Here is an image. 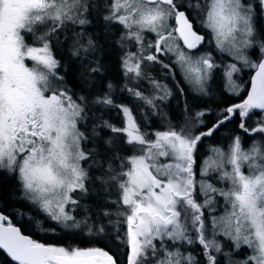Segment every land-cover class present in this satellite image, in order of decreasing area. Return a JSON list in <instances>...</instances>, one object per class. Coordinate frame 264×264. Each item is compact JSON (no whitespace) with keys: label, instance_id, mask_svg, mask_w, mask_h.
<instances>
[{"label":"snow or ice","instance_id":"obj_1","mask_svg":"<svg viewBox=\"0 0 264 264\" xmlns=\"http://www.w3.org/2000/svg\"><path fill=\"white\" fill-rule=\"evenodd\" d=\"M257 5L264 14V0H257ZM91 7L87 0H0V173L15 174L24 197L66 228L98 235L116 232L113 238L120 239L124 227L127 264H197L191 253L181 251L184 244L194 242L203 247L207 264H218L208 252L221 253L215 240L218 234L227 238L226 246L238 254L243 251L238 264H264V143L254 138L245 148L236 136L227 149L217 148L202 161L200 175L224 182L226 190L207 180L198 182L193 172L197 145L231 119L230 114L239 110L241 117H248L252 110L264 111V39L254 47L258 42L256 5L249 0H107L103 19L106 27L119 26L121 47L129 49L122 68L130 80L147 78L146 62L161 63L165 69L174 65L186 82L205 91L219 65L201 48L206 36L194 30L192 12L206 30L208 43H214L226 59L239 61L255 73L246 99L227 107L223 118L196 134L172 127L148 138L132 111L122 106L125 127L104 126L125 134L127 144L141 147L137 155L107 174V182L120 194L113 201L118 205L115 222L110 218L90 223L88 218L78 221L73 214H79L80 204L73 193L87 192L88 172L82 162L95 159L84 150L87 137L78 127L86 98L63 85L50 36L79 25L73 55L88 65L87 73H99L102 64L95 54L101 46L95 37L85 38L84 26L90 23L86 13ZM149 33L154 34L151 42L145 40ZM248 49L257 56L255 62ZM169 52L173 53L171 63H163L161 57ZM26 60L34 63L28 66ZM240 70L235 62L225 65L226 89L234 94L239 85L233 74ZM152 83L164 91L158 82ZM128 90L145 99L136 88ZM95 102L112 105L108 96ZM147 103L155 107L153 100ZM239 127L246 134H262L264 140V121L251 129L243 122ZM216 196L223 198L225 207L222 215L212 216L208 213L216 207ZM103 215L112 213L105 210ZM0 249L16 264H118L114 254L100 247L45 244L30 238L3 214ZM228 260L236 264L230 256Z\"/></svg>","mask_w":264,"mask_h":264},{"label":"trees","instance_id":"obj_2","mask_svg":"<svg viewBox=\"0 0 264 264\" xmlns=\"http://www.w3.org/2000/svg\"><path fill=\"white\" fill-rule=\"evenodd\" d=\"M249 2L256 5L254 11L258 42L254 47L258 48L259 41L264 39V14L261 13L257 0H249ZM101 5H103L102 14L100 15L96 3L94 6L92 5L91 11L97 12V14L94 13L92 17L90 16V18L100 19V23H98L100 29L94 31L93 35L96 36L101 46V50L95 54L102 64L101 75L97 73L86 75L81 72L80 60L77 57H72L74 45L72 42L67 47H63L61 43H57L54 47V57L60 63V68L57 71L63 77V85L75 96L86 98L83 102L82 116L84 119L79 128L87 137L83 142L84 150L91 152L95 159L90 158L88 161L82 162L84 169L88 172V179L85 181L87 192L73 193L80 201L79 214H73L76 215L78 221L88 218L90 223L93 220L107 222L110 218L115 222L117 215L114 209L118 205H113V201H117L120 194L116 187L110 186L107 182V174L110 171L118 170L121 161H126L138 154L136 145H129L125 142V134L111 132L104 126L109 124L117 128L124 127L125 119L119 111L122 106H127L132 111L137 125L147 134L148 138H153L155 132L165 131L172 127L188 130L192 134L207 130L218 119L223 118L227 107L241 103L245 95L244 92L232 95L227 91L226 86L223 85L221 67L213 71L218 77L211 78L210 75L206 85L207 90L194 92L183 79L177 67L173 65L169 69H165L161 63L150 62H146L147 78L143 80L145 87L139 88L135 84L131 85L132 88L141 91L145 99L137 98L131 92L126 95L122 92L123 77L120 74V61L129 49L121 47L119 26L113 27L115 35L117 29L118 37H111L112 31L109 29L110 27H106V22L103 19L106 14L104 0ZM190 19L194 21L195 30L206 36V42L201 47L203 51L212 53L216 57V63L224 61L225 56L216 50L214 43H208V34L205 29L200 27L194 12L191 13ZM172 23L174 22L172 21ZM153 35L149 33L150 42L153 40ZM64 50L66 51L64 52ZM253 56L256 61L257 56ZM161 59L163 63L170 64L173 56L167 53ZM253 70L252 68L251 70H242V73H251ZM152 81L158 82L164 91L157 89L154 93L155 86ZM139 82L140 80H133V83ZM204 95L209 96L205 97ZM103 96L110 97L112 105L95 102L97 97ZM148 99L153 100L155 107L147 103ZM200 112H204L205 115L198 117L196 114ZM254 118L257 117L251 115L246 118L245 126L250 129V125L257 126L256 122L252 124ZM237 129L236 118L225 120L210 137L211 146L216 149L228 146L232 142V131ZM240 136H243L242 140L245 146L251 141L253 142L251 136L245 132H241ZM261 137L262 135L257 140L264 143ZM105 210L112 213L111 217L103 215ZM0 213L6 215L14 226L19 227L22 234L37 241L54 245L100 247L109 251L110 254H114L118 264H127L129 253L127 246L123 243L125 239L124 227H121L119 232L120 239H114L113 237L117 235L116 232L98 235L94 231L89 233L87 229L66 228L62 224H57L24 197L15 174L0 173ZM105 226L111 227L107 223ZM0 264H16V262L0 250Z\"/></svg>","mask_w":264,"mask_h":264},{"label":"flooded vegetation","instance_id":"obj_3","mask_svg":"<svg viewBox=\"0 0 264 264\" xmlns=\"http://www.w3.org/2000/svg\"><path fill=\"white\" fill-rule=\"evenodd\" d=\"M87 2L90 3L93 6L97 3L98 7H99V13H100V15L102 14V12H101V10L103 11V9H102L103 5H101L102 4V0H87ZM106 3H107V0H104V5ZM91 9H92V7L90 8L89 12L86 13L90 23L88 25L84 26V28L86 29L85 38H87L88 36L96 38V36L93 35V32L96 31V30L98 31V29H100V27L98 26V23H100V19L99 18H90V16L92 17L94 15V13L97 14V12H92ZM95 23H97V25H94ZM116 27L117 26H115V28ZM109 29L112 31L111 37H115V36L118 37L117 29H116V35H115V30L113 29V27H110ZM77 31H80V26L79 25H72V26L67 27V28H61L59 31H57L55 33H52L51 36H50V46H51L53 55H54V52H55L54 47H55V45L57 43H61L63 47H67L69 44H71V42L74 44L75 40L77 38ZM148 36H149V34H145V40L150 42V40L148 39ZM119 38H120V35H119ZM257 39H258V36H257ZM65 51L66 50H64V52ZM72 57H77V56L72 54ZM78 60H80L79 62H81V64H80L81 65V70H82L81 72H84V74L86 73V75L89 74V73L86 72V69H87L88 65L85 64L84 61L81 58H78ZM120 63H121L120 64V68H121L120 74L123 77L122 78V83H121L123 85L122 92H124L126 95H129V94H127L128 92H130L128 89H131L132 88L131 85H133V84L137 85L139 88L145 87V83L143 81L144 79L140 80L139 83H133V80H130L128 78V76L125 74L124 69L122 68V59H121ZM26 64L28 66L30 65L29 60H26ZM242 72L243 71L241 70V75H239V76H233V80L236 82L237 85H239L238 93L234 94L232 91L227 90L232 95H237V94H240L241 92H244L245 95L243 96V99H242L241 103L247 97V94H248L249 89H250L251 77H252L253 73L255 72V69L251 73H245V72L242 73ZM92 74H96V73H90L89 75H92ZM97 74L101 75V71L99 73H97ZM213 76H217V74L212 72L211 73V78ZM222 76H223V74H222ZM222 80H223V85L226 86V82H225V77L224 76L222 77ZM204 96L207 97L209 95H204ZM119 111H120L121 115L123 116V112L121 111V108L119 109ZM262 113H263V111L254 112L252 110V111H250L248 117L251 116V115H254V116L257 117V119H259V117L261 116ZM230 115H231V119H234V118L237 119V128H238L236 131L233 130L231 134H233V137L239 136L241 138V140H242V137L240 136V133L241 132L243 133L244 131H243V129H241L239 127V125L241 124V122H243L245 124L246 117H241L239 115V110H237L236 113L230 114ZM231 119H229V120H231ZM226 121H228V120H226ZM208 128H210V127H208ZM210 137L204 138L202 140V142L197 145V149L194 152L195 163L193 165V172L195 173L196 179H197L198 182H199V177H200V173L199 172L201 170L202 161H204L205 158L210 155L209 153H210V151L212 150V147H213V146H211V143L209 141ZM207 143H210V144L207 145ZM8 174H10V173H8ZM223 206L224 205H223V203L221 204V200L220 199L217 200L216 201V207H215L216 213H219V208H222ZM208 214L209 215H213L214 211L212 213H208ZM193 239L195 240V236L194 235H193ZM209 239H212L211 235H209ZM215 240L217 242H219L221 245H224L225 243H229L227 241V238H225V237H223L222 235H219V234L215 236ZM221 249H222L221 253H216L212 249L208 250V252L210 254L216 256L218 264H230V262L228 260L229 256L231 257V260H236L237 264H238V262L242 259L243 254H244L243 251H241L239 254L237 253V251L234 252V253H231V251H233L232 247H230V248H221ZM181 251H184L186 254L187 253H191L192 256L194 257V259L196 260L197 264H207V260H206V257L204 255V249H203V247L201 245L198 244V242H194L192 244H184L181 247Z\"/></svg>","mask_w":264,"mask_h":264},{"label":"rangeland","instance_id":"obj_4","mask_svg":"<svg viewBox=\"0 0 264 264\" xmlns=\"http://www.w3.org/2000/svg\"><path fill=\"white\" fill-rule=\"evenodd\" d=\"M169 23H172V21H169ZM251 50L252 49H248L247 51H248V53L250 54V59L253 61V62H255V56H253V55H251ZM204 52H207V53H209V54H211L212 56H213V59H216V57H214V55L212 54V53H210V52H208V51H206V50H204ZM172 56H173V53H171V52H169ZM29 62H30V65L32 66V64L34 63V62H32V61H30L29 60ZM229 62H235L236 64H237V67L238 68H240L241 70H243V71H245V70H251V68H249V67H246V66H244L242 63H240L239 61H232L231 60V58L229 57V58H227V59H225L224 61H221V62H219V63H217L218 65H219V67H221L222 68V74H224V72H225V65L227 64V63H229ZM29 65V66H30ZM214 71V70H213ZM212 71V72H213ZM239 75H241V71H239V72H237V73H234L233 74V76H239ZM224 76V75H223ZM57 82H59V81H57ZM191 88H192V90L194 91V92H197V91H199L197 88H195L193 85H191L190 83H188V82H186ZM205 89L207 90V87H205ZM155 90H157V88L155 87V89H154V93H155ZM83 117V116H82ZM123 117H124V119H125V123H126V118H125V116H124V114H123ZM246 118H248V117H246ZM253 118V117H252ZM83 119H84V117H83ZM83 119H81L80 121H79V124H78V127L80 126V124H82L83 123ZM251 119V118H250ZM261 121H264V111H263V113L261 114V116L259 117V119H257V118H254V121H253V123L252 124H254L255 122L257 123V126L256 125H250V127L251 128H255V127H259V126H261ZM124 127H125V125H124ZM248 135H250V134H248ZM262 134H255L254 136L253 135H250L251 136V139H256L257 140V138L259 137V136H261ZM154 136V135H153ZM126 137V136H125ZM243 137V136H242ZM257 141H259V142H261L259 139L257 140ZM251 143H252V141L250 142V143H248L247 144V146L249 145H251ZM230 145V144H229ZM228 145V146H229ZM244 146H245V144H243ZM137 146V148L139 149L141 146H139V145H136ZM228 146H226V147H224V148H222V149H227L228 148ZM247 146H245V148L247 147ZM248 146V147H249ZM215 147L213 146L212 147V150L210 151V153L209 154H212V153H214V151H215ZM200 173V172H199ZM200 180H207V181H209V182H212V183H216V186L217 187H219V188H224L225 190L227 189V185L224 183V182H219V181H216L215 179H214V177L213 176H208V177H204V176H201L200 175V177H199V181ZM200 201H202L203 199H204V197L203 196H200L199 198H198ZM215 199H216V201L217 200H221V204L223 203V205H224V202H223V198L222 197H219V196H216L215 197ZM225 206V205H224ZM224 206L222 207V208H219V213H216V211H215V209L214 210H210L209 211V213H212L213 211H214V214L212 215V216H218V215H222L223 214V212H224ZM219 243V242H218ZM221 245V244H220ZM226 245H229V243H225L224 245H221V248H230L231 246H226ZM233 249V251H231V253H234V252H236V250L234 249V248H232ZM232 262H236V264H237V261L236 260H232Z\"/></svg>","mask_w":264,"mask_h":264},{"label":"water","instance_id":"obj_5","mask_svg":"<svg viewBox=\"0 0 264 264\" xmlns=\"http://www.w3.org/2000/svg\"><path fill=\"white\" fill-rule=\"evenodd\" d=\"M194 30H195V28H194ZM199 33V32H198ZM201 34V33H200ZM181 44H182V41L180 42ZM203 46V45H202ZM201 46V47H202ZM255 73V72H254ZM254 73H253V75H254ZM252 75V76H253ZM251 79H252V77H251ZM250 83H251V81H250ZM250 90V89H249ZM246 99V98H245ZM254 112H260L261 110H259V109H255V110H253ZM1 214V213H0ZM1 251H3L12 261H14L12 258H11V256H10V254L6 251V250H4V249H0ZM15 262V261H14Z\"/></svg>","mask_w":264,"mask_h":264}]
</instances>
